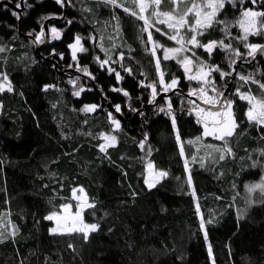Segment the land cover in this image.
Wrapping results in <instances>:
<instances>
[{
	"label": "trees",
	"instance_id": "trees-1",
	"mask_svg": "<svg viewBox=\"0 0 264 264\" xmlns=\"http://www.w3.org/2000/svg\"><path fill=\"white\" fill-rule=\"evenodd\" d=\"M1 1L13 5L20 2ZM73 3L75 7H69L66 17L74 23L68 26L65 21L62 24L50 22L48 28L63 29L64 35L40 52L32 42L34 37L28 33H38L41 24L45 26L47 21L42 17L62 16L64 8L54 0H27L32 7L25 4L20 22L11 15L12 8L4 6L0 11V45L11 49L0 53V71L8 74L16 90L0 95L4 105L0 110V161H3L0 189L4 190L0 191V210L10 211L7 219L19 228L15 243L0 244V264H45L46 260L48 264H210L194 199L186 194L191 189L183 185L182 180L175 179L184 177L185 171L172 138L169 119L163 114H154L147 103L148 90L138 86L141 80L148 83L156 78L151 57L137 39L139 22L119 13L123 31L115 43L121 47L111 53L113 59L120 51L133 57L124 63L133 68L134 75L129 76L118 64L113 65L125 77L117 84L114 76L100 70L93 59L95 55L103 59L104 53L98 48L93 50L92 44L86 43L89 52L78 54L80 64L87 66L97 79L94 88L91 82L81 78L78 83L93 90L76 98L71 94L73 88L68 83L69 78L61 73L73 64L67 44L75 34L84 37L92 34L104 36L107 47L110 44L107 37L115 33L105 23L111 20L110 10L88 4L93 7V12L89 13L82 10L86 2L73 0ZM226 15L232 19L233 11L229 9ZM156 38L171 46V42L159 34ZM211 38L219 37L213 33ZM250 41L264 43L258 37H250ZM128 46L135 51L129 53ZM53 49L63 53L64 59L50 55ZM39 55L50 60L43 62ZM213 62L223 63L219 57H214ZM53 64H57L58 70ZM259 67L264 71V59ZM239 70L246 74L253 72L254 67L244 65ZM141 71L147 75V80L140 75ZM166 71L181 76L180 91L187 92L189 85L174 62H167ZM46 84H55L60 91L45 92L42 89ZM112 86L126 89L131 98L110 92ZM252 87L259 95V90ZM100 88L107 96L105 103ZM93 103L102 104L104 111L88 115L79 111L83 105ZM107 103L121 104L126 120L121 123L122 131L116 133L118 146L109 149L110 159L98 150L97 145L102 141L93 138L110 130ZM163 103L162 98L160 104ZM173 103L174 106L179 104L175 96ZM129 105L143 111L147 122L144 116L132 112ZM245 108L244 102H237L240 119H243ZM178 123L184 139L200 132L191 117L182 115ZM145 132L153 149L150 157L136 146ZM233 148L235 160L227 159L203 169L198 163H190L193 184L205 216L210 218L216 213V223L209 226V241L216 264H264V205L249 206L245 189V185L259 182L264 176V168H250L252 161L248 159L251 154L253 159L264 163V157L259 156V151L264 149V139L249 127L234 139ZM186 150L189 155L193 151L187 146ZM149 160L156 168L170 173L162 186L150 192L143 183L145 164ZM77 186H82L87 197L97 204L96 216L86 212L85 219L89 223L99 220L101 225L100 231L92 234L87 243L79 237L49 235L48 229L53 222L43 219L69 202L71 189ZM182 186L184 191H181ZM132 191L139 194L135 199L129 195ZM218 196L222 199H216ZM253 198L259 200L260 194H254ZM5 199L8 204L4 203ZM241 211L244 216L238 220ZM69 243L74 245L75 252L68 248Z\"/></svg>",
	"mask_w": 264,
	"mask_h": 264
},
{
	"label": "snow or ice",
	"instance_id": "snow-or-ice-1",
	"mask_svg": "<svg viewBox=\"0 0 264 264\" xmlns=\"http://www.w3.org/2000/svg\"><path fill=\"white\" fill-rule=\"evenodd\" d=\"M54 2L61 8L75 7L73 0H54ZM81 2H86V6L82 9L85 12H93V7L87 6L88 4L110 10L111 20L105 23L115 33V35L107 37L110 42L107 47L104 43V36L92 34L87 37L75 34L72 42L67 44L73 62L68 67H75L77 72L92 81L97 79L96 76L89 71L87 66H81L78 55L89 52V48L85 46L86 43H91L93 50L98 48L100 52L104 53L103 59L100 55H95L93 59L100 70L114 76L117 84H120L125 77L113 65L118 64L123 72L129 76L134 75L133 68L124 63L126 59L131 60L134 59L133 57L126 56L125 52L120 51L113 59L111 53L114 49L121 47L115 43L123 31L119 13L122 12L139 22L137 39L144 45L145 53L151 57L150 63L154 67L156 78L148 83L141 80L138 86L148 90L147 103L154 106V114H163L169 119L172 138L179 156L183 159L185 171L184 177L178 176L175 179L182 180L183 185L191 189L186 194L191 195L194 199L195 212L199 219V230L206 243L210 264H216L213 246L209 241V226L216 223V213L213 212L208 218L201 210L189 165L198 163L199 167L203 169L206 165L214 166L227 159L235 160L237 157L233 141L243 135L249 127L260 133L261 139H264V71L259 67L261 60L264 59V43L250 41V37L264 40V0H81ZM23 4L29 8L32 7L31 4H27V0H20L15 4V8L20 9ZM229 9L233 11L232 19L226 15ZM11 15L20 20L23 13L13 10ZM41 19H63L68 26L74 23L73 19H68L66 16H45ZM213 33L219 38H211ZM156 34L171 42V46L161 43L156 38ZM28 35L34 37L32 42L35 45H42L46 42L61 40L64 30L55 26L46 29L41 24L38 33L29 32ZM6 51H11V49L6 45H0V53ZM134 51L135 49L128 46L129 53ZM50 55H59L61 60L64 59V54L56 53L55 49ZM214 57H219L223 63L213 62ZM169 61L178 66L183 80L188 83L187 92L180 91L181 76H177L175 73L169 74L166 71ZM244 65L254 67V71L246 74L241 72L239 68ZM52 67L55 69L57 65L53 64ZM140 75L145 80L148 79L144 72L141 71ZM166 77L169 78L166 79ZM80 79L81 77L77 76L68 81L73 88L71 94L76 98L81 97L85 91L93 90L91 87L85 88L79 84ZM252 86L259 90V95L253 92ZM50 89L60 91L55 84H46L42 90L47 92ZM99 90L102 97L107 100L103 88ZM15 91L8 74L0 71V95ZM109 91L131 98L130 93L122 87L112 86ZM173 96L178 98V106H174ZM159 98H163V105L159 103ZM238 101L244 102L246 105L243 119H240L237 113ZM3 107V102L0 101V110ZM128 107L139 116H144L145 123L147 122L143 111L131 108L130 105ZM79 111L88 115L104 111V108L102 104L93 103L83 105ZM116 114H123L122 106L119 103L112 105V110H108L106 113L110 130L100 132L93 137L102 141L97 147L99 152L108 159H110L109 149L118 146L116 133L122 131L121 120L117 118ZM182 115L191 117L195 125L199 126L198 135L184 139L178 123V118ZM84 123H88L87 119ZM88 135L92 134L88 133ZM148 139V134L145 132L136 146L150 157L153 149L148 144ZM209 140L215 143L207 142ZM186 146L193 150L190 155ZM259 156L264 157V149L259 151ZM248 159L252 161L250 168H264V163L253 159L251 154ZM2 163L3 161H0V164ZM212 170L215 171V168L212 167ZM124 175L126 176L127 173ZM219 175H223V173ZM169 178L170 173L167 170L156 168L151 160L145 164L143 183L147 191L150 192L158 186H162L164 181ZM245 189L248 194L247 203L249 206L257 203L264 205V176H261L258 183L245 185ZM0 191L4 190L0 189ZM181 191H184L183 186ZM256 193L260 194L259 200L253 198ZM129 195L135 199L139 194L132 191ZM216 199L219 200L222 197L218 196ZM68 200L69 202L61 204L58 209L43 217L45 221L53 222V226L48 229V234L79 237L87 243L92 234L101 229L99 220L89 223L85 219L86 212L93 217L96 216L94 210L97 208V204L87 197L82 186L73 187ZM4 203L8 204L9 201L5 199ZM73 209L75 210L73 211ZM89 210L93 211L89 212ZM10 215L11 213L7 209L0 210V244L9 241L15 243L19 233V228L10 219H7ZM243 216L244 211H241L237 219H242ZM68 248L74 252L76 250L71 243L68 244ZM45 264H48L47 260Z\"/></svg>",
	"mask_w": 264,
	"mask_h": 264
},
{
	"label": "water",
	"instance_id": "water-1",
	"mask_svg": "<svg viewBox=\"0 0 264 264\" xmlns=\"http://www.w3.org/2000/svg\"><path fill=\"white\" fill-rule=\"evenodd\" d=\"M4 6L10 7V8H12L14 11H17V12H20V13H24V11H25V7H24L25 4H23L22 7H21L20 9H16V8H15V5H13L11 2H8V1H1V2H0V11H1V9H2ZM68 10H69V7H65V8H64V13H63L62 16H66ZM21 19H22V16H21ZM21 19L19 20V22L21 21ZM50 22H57V23H59V24H62V23L64 22V20H63V19H49V20H47V21L45 22V28H46V29L48 28V25H49ZM49 43H50V42H46L45 44H42V45H36V50H37L38 52H40V50H41L43 47L47 46ZM39 58H40L43 62H48V61L50 60V58H48V57H44V56H42V55H39ZM56 65H57V64H56ZM56 69L58 70V66L56 67ZM61 73L64 74V75H65L67 78H69V79L74 78V77H77V76H80L81 78L86 79V80H88L89 82H91L92 86L95 88V83H94V81H92V80H90V79L84 77V76L82 75V73L77 72L76 69L73 68V67H71V68H70V67H65ZM169 95H171V93H169ZM161 99H162V98H159V103H160V100H161ZM102 101H103V103H105V99H104L103 97H102ZM149 107H150V108H153L154 106H153V105H149ZM106 109H107V110H112V104H111V103H107V105H106ZM116 115H117V118L121 120V123H122V124H124V123L126 122V120L124 119V117H123L121 114H116ZM148 140H149V139H148Z\"/></svg>",
	"mask_w": 264,
	"mask_h": 264
},
{
	"label": "rangeland",
	"instance_id": "rangeland-1",
	"mask_svg": "<svg viewBox=\"0 0 264 264\" xmlns=\"http://www.w3.org/2000/svg\"><path fill=\"white\" fill-rule=\"evenodd\" d=\"M253 92H254V90H253ZM260 182V181H259ZM254 183H258V182H254ZM253 184V183H252ZM75 209H73V211H74Z\"/></svg>",
	"mask_w": 264,
	"mask_h": 264
}]
</instances>
